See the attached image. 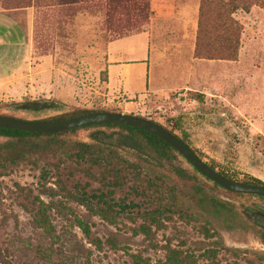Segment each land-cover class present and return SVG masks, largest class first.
<instances>
[{
    "label": "rangeland",
    "instance_id": "1",
    "mask_svg": "<svg viewBox=\"0 0 264 264\" xmlns=\"http://www.w3.org/2000/svg\"><path fill=\"white\" fill-rule=\"evenodd\" d=\"M18 1L22 7L5 10L15 1L0 0V16L16 28V43L30 41V60L43 62L45 77L31 82L34 88L19 99L0 100V115L38 121L77 108L139 116L185 139L217 172L264 184V6L232 14L242 31L238 55L227 61L197 57L202 0ZM216 16L213 3L202 28L211 41L220 33L209 27ZM112 43L121 61L144 59L149 87L144 77L146 88L128 97L121 86L109 85L106 60ZM140 83L133 77L127 87L133 91ZM68 139L110 145L131 160L140 155L118 129H82ZM17 154L22 157L15 163L0 161L1 258L15 264H166L176 253L187 264H264V232L246 211L264 207V198L213 189L212 182L196 175L207 193L232 205L237 225L228 229L217 222L206 232L204 226H210L202 218L177 213L153 225L140 214L121 213L115 204L103 217L73 197L77 186L88 193L110 191L105 183L112 178L103 169L76 165L58 150L27 147ZM153 164L150 169L167 174L166 182L178 194L193 184L173 171L195 175L182 157ZM132 185L139 182L126 181L114 191V202L133 199L143 202L141 210L153 209L143 196H127ZM38 200L48 208L51 236L33 225L30 212ZM77 219L88 224L90 236Z\"/></svg>",
    "mask_w": 264,
    "mask_h": 264
},
{
    "label": "trees",
    "instance_id": "2",
    "mask_svg": "<svg viewBox=\"0 0 264 264\" xmlns=\"http://www.w3.org/2000/svg\"><path fill=\"white\" fill-rule=\"evenodd\" d=\"M13 1L15 2L11 7L9 4H5L3 8L6 10L10 8L22 7L19 6L20 2L18 0ZM215 1L216 2L212 0L201 1L196 44L197 57L207 58L210 60L217 59L233 61L238 55L242 29L232 18V14L236 11L248 12L252 6L262 7L264 6V0ZM4 2L5 0H3V3ZM213 3L217 16L210 21L209 27L210 30H219L220 33L216 36L215 40L211 41V39L206 36V32H204L202 28L203 21L208 18V14H210V6ZM5 34H9L11 36L12 43L20 40V37L17 35L18 33L16 28L7 24L5 19L0 17V37ZM202 41H204L205 44H202ZM99 112L120 113L118 111H108L105 109L75 108L61 115L38 121H61ZM136 117L142 118L139 116ZM157 124L161 126L159 123ZM97 127L105 129H118L119 131L125 133L129 139L134 141L140 155H134L131 160L125 158L123 153L113 146L98 142L85 143L68 139V136L75 134L79 130ZM163 128L170 134L176 136L170 130L165 127ZM176 137L179 138L178 136ZM0 138L4 140V142L0 143V161L2 160L5 162L9 161L11 163H15V161L22 157V154H17V150L30 147L33 149L39 148L45 150L63 151L66 158L76 165L89 164L90 167L103 169V172H106L112 178L111 181L105 183V187L107 189L112 188L110 191L107 190L106 192L98 191L88 193L84 188L78 190V186L75 187V195L73 196L74 199L84 205L92 214H99L103 217H107L110 213L114 212L111 205L115 204L121 208V213H126L128 215L135 213L140 214L147 222L150 221L153 225H158L161 223L160 217H163L166 214L172 215L177 213L180 217L187 216L192 220L197 219L198 217L202 218V220L205 221V224L210 226L209 229L204 226L206 232L210 229H214L213 223L221 222L228 229H231L234 227V224H236V221L239 222L237 219V212L232 208V205L217 198L218 196L216 195L207 193L205 188L206 185L201 184L196 175H201L206 181L211 182L207 177L198 173L181 155H179L166 143L141 130L116 124H98L52 134L0 129ZM179 139L188 145L185 139ZM175 156L182 157L195 173V175L188 176L182 169H173L175 173L182 177H186L187 180L193 183L185 194H178L176 188L168 185L166 179L168 180L169 176L161 169H150V167H156L153 164L154 162H163L164 160L170 161L175 158ZM207 165L214 169L211 165ZM219 173L227 179L234 180L225 173ZM129 180L132 181L133 184L136 180L139 182V185H132L130 187L131 191H128L127 196H130L131 193L135 196H143L146 198L147 202L151 203L150 205H155L153 209L141 210L143 202L138 204L135 203L133 199L129 200L128 203L125 201H121L120 203L114 202L112 199L114 191L122 188L126 181ZM241 183L264 185L258 181H245ZM215 188H219V186L213 183V189ZM47 210L48 208L40 200H38L36 208H33V212H30V214L35 228L41 230L44 234L51 236L53 228L48 219ZM169 217L171 216L169 215ZM77 224L85 236H90L89 226L86 222L77 219ZM214 256L215 254H213V257ZM0 264L15 263L11 260L1 258L0 256ZM166 264L187 263L183 258H180L178 254L172 253L171 256L168 257Z\"/></svg>",
    "mask_w": 264,
    "mask_h": 264
},
{
    "label": "water",
    "instance_id": "3",
    "mask_svg": "<svg viewBox=\"0 0 264 264\" xmlns=\"http://www.w3.org/2000/svg\"><path fill=\"white\" fill-rule=\"evenodd\" d=\"M98 124L122 125L151 134L174 149L198 173L207 177L220 188L233 193L264 197V185L245 184L227 179L200 159L186 143L150 120L109 112H99L61 121L26 120L0 115V129L29 133L52 134Z\"/></svg>",
    "mask_w": 264,
    "mask_h": 264
},
{
    "label": "crops",
    "instance_id": "4",
    "mask_svg": "<svg viewBox=\"0 0 264 264\" xmlns=\"http://www.w3.org/2000/svg\"><path fill=\"white\" fill-rule=\"evenodd\" d=\"M9 37V34L0 37V100L19 99L21 96L30 93V88H34L31 82L40 83L45 77L43 62L37 63L30 60L33 59L30 41L23 43L25 45L12 43ZM113 45L114 43L108 48L106 60V75L109 85L121 86L127 91L125 94L128 97L149 87L151 80L147 77L148 70L144 59L137 56L130 61H121L120 58H116L121 53L112 49ZM133 63L142 64L145 70L135 67ZM133 77L135 82L141 80V83L139 87L130 91L127 86ZM144 77L146 87H143L142 79Z\"/></svg>",
    "mask_w": 264,
    "mask_h": 264
},
{
    "label": "flooded vegetation",
    "instance_id": "5",
    "mask_svg": "<svg viewBox=\"0 0 264 264\" xmlns=\"http://www.w3.org/2000/svg\"><path fill=\"white\" fill-rule=\"evenodd\" d=\"M258 198H260V196H258ZM246 211L249 220L264 232V207L255 205L254 208H246Z\"/></svg>",
    "mask_w": 264,
    "mask_h": 264
}]
</instances>
